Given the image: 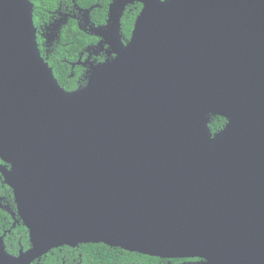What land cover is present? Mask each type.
<instances>
[{"label": "water", "instance_id": "obj_1", "mask_svg": "<svg viewBox=\"0 0 264 264\" xmlns=\"http://www.w3.org/2000/svg\"><path fill=\"white\" fill-rule=\"evenodd\" d=\"M109 11L96 26L87 9L86 23L115 30L116 55L70 91L42 54L32 0H0V157L32 241L5 264L81 243L264 264V0Z\"/></svg>", "mask_w": 264, "mask_h": 264}, {"label": "flooded vegetation", "instance_id": "obj_2", "mask_svg": "<svg viewBox=\"0 0 264 264\" xmlns=\"http://www.w3.org/2000/svg\"><path fill=\"white\" fill-rule=\"evenodd\" d=\"M136 2L128 4L125 11L128 6ZM56 3L57 6L55 9L46 12V21L38 25L35 23L38 31V41L42 50H46L48 53L53 45L61 42L63 29L71 20L76 22L80 33L83 35L88 34L95 38V41H91V43L82 48L77 60L70 62L73 69L72 76L76 74L74 69L79 68V70H81L80 78L77 80L78 86L72 89L75 90L81 87L80 84H82V80H86L87 82L91 73V66L115 57V37L111 39L115 30L108 32L103 38L102 36H97L90 32L91 24L86 23V11L87 9H91L92 12L94 8L97 7L96 5L87 7L82 4L81 0H56ZM110 4L108 6V17L105 19V23L96 24V22L92 20L90 12L91 23L96 26L108 24L110 21ZM122 18L120 33L123 36L122 41L125 43L129 39H126L124 36ZM47 59H49V56ZM8 168H11V165L0 157V264H5L7 256L4 253L8 256L19 257L22 251L27 252L32 248L30 230L21 217L14 189L7 183L4 175L3 170ZM90 247L89 243L55 247L46 254L35 258L31 264H106V262H103L101 259L97 261L90 260L91 253L90 250H88ZM116 251L119 254H116L113 264H148L145 261L129 260L127 259L129 256H125L118 250ZM97 253L101 252L97 251ZM49 256L51 257L52 263L49 260ZM157 258L158 261H156L155 264H205L204 260L197 257Z\"/></svg>", "mask_w": 264, "mask_h": 264}, {"label": "trees", "instance_id": "obj_3", "mask_svg": "<svg viewBox=\"0 0 264 264\" xmlns=\"http://www.w3.org/2000/svg\"><path fill=\"white\" fill-rule=\"evenodd\" d=\"M81 1L82 4L87 7L96 5L97 7H95L91 12L92 20L95 21L96 24L105 23V19L108 17V6L111 0ZM32 2L34 3V18L36 25L42 24L46 21V12L48 10L55 9L57 6L56 0H32ZM141 9L142 4L136 2L135 4L128 6L125 11L122 18V29L126 39H130L136 18ZM91 41H95V38L89 36L88 34L83 35L80 33L76 22L71 20L70 23L63 29L61 42L53 45L48 53L46 50H42V54L53 68L56 78L66 90H72L78 86L77 80L81 75V70H79V68L74 69L76 73L75 76L71 75L73 69L70 62L77 60L82 48L91 43ZM48 56L49 59H47ZM81 83V86L85 85L86 80H82ZM226 122L227 119L223 116H213L211 118L210 128L215 133L224 128ZM89 245L91 247L88 250H90V260L92 261L101 259L103 262H106V264H113L116 254H119L116 250L120 251L125 256H129L127 257L129 260L145 261L148 264H155V262L158 261L157 257L141 254L139 252H131L120 247H111L104 243H89ZM97 251L101 253H97ZM49 260L52 263L50 256Z\"/></svg>", "mask_w": 264, "mask_h": 264}]
</instances>
